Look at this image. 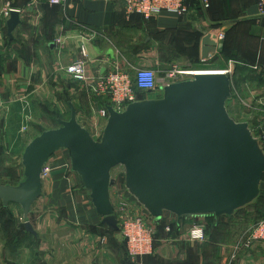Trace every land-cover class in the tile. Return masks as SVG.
<instances>
[{"label":"crops","instance_id":"crops-1","mask_svg":"<svg viewBox=\"0 0 264 264\" xmlns=\"http://www.w3.org/2000/svg\"><path fill=\"white\" fill-rule=\"evenodd\" d=\"M258 1L210 0V7L201 10L195 8L197 0H189L193 11L187 15L161 12L145 19L127 14L123 3L116 0H66L62 6L47 0H0V135L13 132L23 117L32 118V113L43 115L40 122L50 120L44 117L49 111L37 106L38 98L57 104L59 109L62 93L85 98V91L90 90L79 82L74 88L67 85L64 81L73 78L63 70L80 56L81 45L86 50L89 75L119 69L132 76L141 65L157 62L165 49L167 61H201L202 38L223 32L221 51L206 61L228 60L233 69L231 94L238 96L247 90L264 105V3L260 11ZM12 9L19 11L20 23L8 40L6 21ZM219 63L211 67L218 70L222 67ZM84 120L96 128L104 124L100 116H84ZM64 156H52L50 163L58 166ZM49 181L43 187L46 196L40 210L44 216L33 235L35 247L21 250L20 264H129L122 259L124 240L102 223L81 181L68 177L63 169L55 170ZM261 188L258 203L209 226L202 242L188 238L193 218H185L177 226L174 218L163 217L156 225L153 253L139 257L137 263L264 264L262 242H254L249 250L234 249L249 226L243 219L264 213L263 184ZM47 205H51L49 211H45ZM70 225L73 230L64 232Z\"/></svg>","mask_w":264,"mask_h":264},{"label":"water","instance_id":"water-1","mask_svg":"<svg viewBox=\"0 0 264 264\" xmlns=\"http://www.w3.org/2000/svg\"><path fill=\"white\" fill-rule=\"evenodd\" d=\"M19 23V11L10 10L8 40ZM222 47L206 34L201 59ZM231 90L230 74L210 71L161 86L122 111L104 104L108 115L98 139L78 122L68 100V119L59 118L57 127L41 131L24 147L17 182L0 183L2 207L18 204L24 230L35 235L29 215L42 194V167L65 149L70 171L79 176L82 190L112 231L118 230L110 195L115 167L122 169L128 194L156 225L165 216H172L177 226L185 218L211 216L215 224L232 218L262 195L264 146L248 122L229 115Z\"/></svg>","mask_w":264,"mask_h":264},{"label":"rangeland","instance_id":"rangeland-1","mask_svg":"<svg viewBox=\"0 0 264 264\" xmlns=\"http://www.w3.org/2000/svg\"><path fill=\"white\" fill-rule=\"evenodd\" d=\"M116 1L122 5L121 0H116ZM166 51L167 50L165 49L163 53L161 52L162 55L158 58L157 62H155L152 66L141 65V67L151 68L156 72L157 87L164 86L162 84L165 82L166 73L169 70H171L173 67H177L188 71L200 70V69H204L208 71H223V70H227L228 68L229 69L231 68L228 60H223V59H221V61L220 59L219 61H217L218 59L215 60L213 59L214 60L213 62L212 59L211 61L199 60L195 62V60L187 61L185 58L184 59L185 61L174 59L173 61L170 62L167 61L165 57ZM215 62H221L218 65H221L222 67L218 68V70H214L217 68L211 66H214ZM230 71L231 72L228 74L231 75L233 69L231 68ZM73 80L68 79L65 80L64 82L73 88L80 86L81 84L80 82L79 84L78 81L75 80L76 81L75 82ZM158 90L154 92L138 90L136 91V93L138 94L139 98L144 99L156 94ZM85 93H87L88 97L87 95L85 96V98H83L81 96H72L66 93H62V95L60 96L61 98L58 99L60 103L59 105L61 106L60 109L57 107V104H53L52 102H48L44 99L38 98L37 106L42 107L44 111L45 109L49 111L48 113L45 114L44 117L48 116L50 117V120H48L47 122L45 121L40 122V120L43 118V115L40 116L41 113L39 114L36 113V115L39 116L36 115L34 116L33 114L35 113H32L33 117L32 118L23 117L24 120H22L21 124L18 125V127L14 129L13 132L9 133L7 131L6 136L0 135V140H1L0 141V183L15 184L17 182L22 172L21 155L24 147L33 137L38 135L41 131L46 130L48 128L50 129L51 127L54 128L57 127L59 125L57 119L59 118L68 119L69 109L66 104L68 100H71V102L74 101L75 103L74 105L77 114L79 115V116L77 115L78 122L82 126H84L93 137L98 133L99 128L97 130L95 125L92 124L88 125L87 121L85 120L83 121V117L89 116L92 119L98 117L99 110L102 107V105L106 102V98L96 96L90 91L88 92L85 91ZM230 97L226 102V108L229 115L237 122H248L250 126H255L258 123V120L260 119V116L263 113L264 105L259 103L255 98H252L251 93L247 90L241 92V94H239L238 96L231 94ZM31 126H36V129H33ZM5 137H7L6 141H4ZM63 154L65 156L64 158H62V162L60 161L61 163H59L58 166L55 165L53 162L50 163L52 157L50 158L49 164L51 166V171L47 177L42 178L43 187L44 185L47 186V184L50 182L49 181L50 176L55 170L58 169H63L67 173L68 177L73 178L74 176L76 181L80 180L79 176L76 173L70 171L69 152L67 150L65 149L58 150L52 156H55L58 159L61 158ZM119 171H120V167H115L111 171V175L113 178L117 177L118 179L122 180V178L119 176ZM262 182H263L262 184L264 185V177ZM115 190H116V184L110 190L111 201H113L112 203H115L114 202L115 199L113 197ZM45 196H46L45 189L42 188L41 196L31 206V213L29 215V220L36 233H37V229L38 228L40 229L42 225L41 220H43L44 213L42 215V211L40 210V204L44 200ZM50 209H51V205H47L45 211H49ZM60 214L63 215L61 212ZM257 215L259 214H255L253 217L250 218L248 217L247 219H243V221L247 220L249 222L248 224L249 226L248 225H247L248 227L246 226L247 229L245 232L242 231L243 232L242 239H244L250 226L254 222L264 218V213L259 217ZM170 218L171 220H173L172 216H170ZM191 222H192L191 225H198V224L202 225L205 228L206 234H207V229L208 228L210 229L209 222L204 217L203 218L195 217L191 220ZM72 226L73 225L65 226L63 228L64 232L72 231L73 230ZM34 247L35 245H34L33 235L29 232H26L23 228L22 212L20 206L18 204L9 203L6 208H3L0 202V264H20L22 262L21 250L23 248H27V250L28 249L33 250ZM122 259L124 262H128L129 264H132L126 258V254L125 256H123Z\"/></svg>","mask_w":264,"mask_h":264},{"label":"built area","instance_id":"built-area-1","mask_svg":"<svg viewBox=\"0 0 264 264\" xmlns=\"http://www.w3.org/2000/svg\"><path fill=\"white\" fill-rule=\"evenodd\" d=\"M125 6L127 14H139L145 19H150L155 14L161 12L172 13L176 16L189 14L190 6L188 0H121ZM201 10H207L210 7V0H197ZM52 5L62 6L66 0H47ZM263 0L258 1L259 10H262ZM90 34V33H89ZM88 36V35H87ZM224 33L217 32L214 40L217 43H223ZM56 43L62 44L60 39L55 40ZM86 50L83 45L80 46V56L74 59L63 70L74 80L80 82L84 87L94 95L106 98L104 104H109L116 111H122L130 102L139 99L136 91L154 92L160 87L156 85V72L151 68L138 67L132 76L119 69L108 72L106 74L89 75L86 68ZM231 65V64H229ZM231 69V68H230ZM230 69L222 72L230 73ZM194 70H183L173 67L166 73L165 82H177L180 80L192 77ZM104 104L99 110V116L102 120L107 118L108 112ZM104 124L97 128L98 133L93 137L98 139L101 135ZM252 134L259 139L264 146V110L258 123L255 126H250ZM100 133V134H99ZM99 134V135H98ZM51 166L46 163L41 170L42 178L49 175ZM119 176L123 177L122 169L120 168ZM116 190L114 191L115 203L113 204L115 216L118 224V233H120L125 243L126 258L132 264H138L137 259L141 256L150 255L154 251L156 225L152 222L149 214L141 207V205L128 194L122 180L117 177ZM120 181V182H119ZM120 183V184H119ZM113 202V201H112ZM170 230L169 227L166 228ZM188 238L192 241H204L206 239L205 228L202 225H191L187 230ZM254 242L264 243V218L254 222L244 239L234 249L245 248L249 250Z\"/></svg>","mask_w":264,"mask_h":264},{"label":"trees","instance_id":"trees-1","mask_svg":"<svg viewBox=\"0 0 264 264\" xmlns=\"http://www.w3.org/2000/svg\"><path fill=\"white\" fill-rule=\"evenodd\" d=\"M189 1V0H188ZM59 6V5H58ZM198 6H199V4L198 5H196V7L195 8H198ZM193 6H190V9H192V11H193V8H192ZM191 12V11H190ZM189 12V13H190ZM263 193V192H262ZM262 196V195H261ZM261 198V197H260ZM260 200V199H259ZM258 200V201H259ZM258 203V202H257ZM206 217V219L208 220V222H209V226H213V225H217V224H215L214 223V220H213V218L211 217V216H205ZM161 222V221H160ZM159 222V223H160ZM219 223V222H218ZM176 224V223H175Z\"/></svg>","mask_w":264,"mask_h":264},{"label":"bare ground","instance_id":"bare-ground-1","mask_svg":"<svg viewBox=\"0 0 264 264\" xmlns=\"http://www.w3.org/2000/svg\"><path fill=\"white\" fill-rule=\"evenodd\" d=\"M194 71H195L194 73H196V74L201 73V72H210V71H208V70H204V69L194 70ZM211 72H216V71H211ZM217 72H219V71H217ZM221 72H222V71H221Z\"/></svg>","mask_w":264,"mask_h":264}]
</instances>
